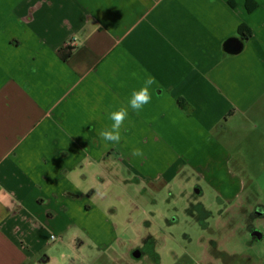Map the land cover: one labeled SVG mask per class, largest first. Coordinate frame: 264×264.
I'll use <instances>...</instances> for the list:
<instances>
[{
	"label": "crops",
	"instance_id": "crops-1",
	"mask_svg": "<svg viewBox=\"0 0 264 264\" xmlns=\"http://www.w3.org/2000/svg\"><path fill=\"white\" fill-rule=\"evenodd\" d=\"M148 74L151 103L101 139ZM262 115L264 0H0V264L128 257L106 186L217 180L220 131Z\"/></svg>",
	"mask_w": 264,
	"mask_h": 264
},
{
	"label": "rangeland",
	"instance_id": "rangeland-1",
	"mask_svg": "<svg viewBox=\"0 0 264 264\" xmlns=\"http://www.w3.org/2000/svg\"><path fill=\"white\" fill-rule=\"evenodd\" d=\"M257 120L236 117L218 130L224 149L217 180L190 170L170 187L152 183L143 193L134 184L106 186V197H97L96 204L125 238L122 250L138 246L142 255H119L116 261L106 257L109 250L96 248L93 264H256L264 239L248 243L237 209L247 206L245 196L264 195V115ZM233 180L245 183L244 197H224ZM249 198L264 203V197Z\"/></svg>",
	"mask_w": 264,
	"mask_h": 264
},
{
	"label": "clouds",
	"instance_id": "clouds-1",
	"mask_svg": "<svg viewBox=\"0 0 264 264\" xmlns=\"http://www.w3.org/2000/svg\"><path fill=\"white\" fill-rule=\"evenodd\" d=\"M158 82L154 76L148 74L144 79L143 85L138 89H133L127 106H121L118 109L112 110L108 113V119L112 121L110 127H105L99 130L98 135L101 139L114 144H119L121 141V128L129 116V108L139 114L143 108L151 103L152 95L150 89ZM132 156L143 158V150L133 148Z\"/></svg>",
	"mask_w": 264,
	"mask_h": 264
},
{
	"label": "flooded vegetation",
	"instance_id": "flooded-vegetation-1",
	"mask_svg": "<svg viewBox=\"0 0 264 264\" xmlns=\"http://www.w3.org/2000/svg\"><path fill=\"white\" fill-rule=\"evenodd\" d=\"M234 197H244V194L241 193ZM245 197H248L246 198L247 203L245 204L247 206L243 208L239 207L237 209V216L242 219L240 233H243L247 237L248 243L253 244L264 239V203L258 199L249 197H264V195L252 194ZM246 260H249V257ZM255 260L257 261L256 264H264V255L258 256ZM246 264L251 263L246 262Z\"/></svg>",
	"mask_w": 264,
	"mask_h": 264
},
{
	"label": "water",
	"instance_id": "water-1",
	"mask_svg": "<svg viewBox=\"0 0 264 264\" xmlns=\"http://www.w3.org/2000/svg\"><path fill=\"white\" fill-rule=\"evenodd\" d=\"M242 46V42L238 39H234V40H231L229 41L228 43V48L231 52H236L238 51ZM132 255L133 257L135 258H140L141 255H142V252L139 248L135 249L133 252H132Z\"/></svg>",
	"mask_w": 264,
	"mask_h": 264
},
{
	"label": "built area",
	"instance_id": "built-area-1",
	"mask_svg": "<svg viewBox=\"0 0 264 264\" xmlns=\"http://www.w3.org/2000/svg\"><path fill=\"white\" fill-rule=\"evenodd\" d=\"M51 237H52V239H55V236L54 235H52Z\"/></svg>",
	"mask_w": 264,
	"mask_h": 264
},
{
	"label": "trees",
	"instance_id": "trees-1",
	"mask_svg": "<svg viewBox=\"0 0 264 264\" xmlns=\"http://www.w3.org/2000/svg\"><path fill=\"white\" fill-rule=\"evenodd\" d=\"M154 254H155V253H154ZM154 256H156V254H155Z\"/></svg>",
	"mask_w": 264,
	"mask_h": 264
}]
</instances>
